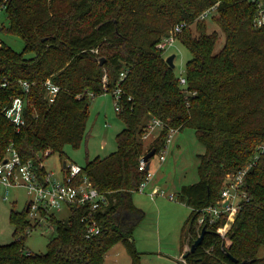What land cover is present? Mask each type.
<instances>
[{
  "label": "trees",
  "instance_id": "16d2710c",
  "mask_svg": "<svg viewBox=\"0 0 264 264\" xmlns=\"http://www.w3.org/2000/svg\"><path fill=\"white\" fill-rule=\"evenodd\" d=\"M256 2L264 8V0ZM256 2L9 0L4 10L8 28L0 29L20 37L25 46L16 54L1 43L0 83L7 82L6 99L24 97L19 81L32 86L19 131L0 115V160L10 146L24 162L47 159L45 151L48 157H63L67 145L78 148L89 117L88 94L103 95L104 86L113 99V92L122 90L117 113L125 128L116 136L117 151L87 162L78 177V182L86 177L108 199L105 210L96 213L98 236L85 237L86 206L69 207L67 220L43 212L41 218L55 228L56 236L48 242V252L34 256L24 242L27 230L38 222L31 225L25 209L12 213L16 239L0 245V264H103L117 243L124 245L131 264H139L132 230L143 213L133 195L147 176L138 170L139 161L153 148L158 153L169 128L192 129L205 148L198 156V183L182 187L175 196L191 208L183 230L190 248L198 237L196 211L219 199L226 175L242 170L264 142V30L254 26ZM182 24L186 26L176 40L191 54L185 87L157 47ZM210 24L216 26L211 32ZM27 53L32 56L25 58ZM47 79L59 87L51 104L42 86ZM156 119L166 128L145 149L142 136ZM257 162L244 177L249 202L229 232L224 237L216 232L226 217L207 227L202 245L183 257L184 264H264V154Z\"/></svg>",
  "mask_w": 264,
  "mask_h": 264
},
{
  "label": "rangeland",
  "instance_id": "374dc122",
  "mask_svg": "<svg viewBox=\"0 0 264 264\" xmlns=\"http://www.w3.org/2000/svg\"><path fill=\"white\" fill-rule=\"evenodd\" d=\"M3 27L8 28V20L5 11H0V28ZM215 27L214 24H210L208 29L211 32ZM191 29L194 36L198 35L194 26ZM1 43L16 54L23 53L25 46L20 37L0 29ZM219 49V46L216 47V52ZM172 55L174 56V73L178 77L185 76V65L191 59V54L176 40L174 45L166 49L164 53L166 58ZM31 56V53L24 55L25 58ZM88 112L86 131L80 146L73 148L67 145L63 149V157L51 154L46 159L47 171L54 173L59 179L62 177L64 162L67 165L75 164L84 168L87 162L93 161L95 158H106L117 151L116 136L124 130L125 125L118 117L113 97L109 93H105L90 98ZM158 135L159 132L155 134V139ZM141 142L144 143L145 149L150 145V141L142 139ZM165 150L167 153L164 162L159 161L158 153L151 158L149 170L153 175H151L144 191L136 192L133 195L135 205L143 211L144 215L139 223L133 226L132 238H134L136 250L144 251L141 259L144 258L149 264L163 262L158 259L159 253L165 255V258L175 264H184L183 254L189 248L186 251L187 239L183 230L185 222L191 214V208L176 200L175 196L182 187L198 183L197 168L200 162L198 156L204 154L205 148L197 140L194 131L185 128L177 130L172 135ZM170 196H174V199H171ZM3 198L4 191L0 188V245H7L16 239L14 237L15 225L11 218L12 213L20 214L25 211L29 196L25 189L19 188L11 189L7 201H3ZM49 213L54 214L58 220H67L70 215L67 208H62L61 211L52 210ZM236 216L237 214L231 222L226 218L223 225L218 227L221 230H226L224 236L231 229ZM27 219L31 225H35V222L38 221L40 223L26 237L24 242L26 250L34 256L45 254L48 252V242L56 236L55 228L45 219L36 218L34 220L26 216ZM124 248L123 244L117 243L107 253L114 254L118 252L117 250H124ZM263 253L262 250L260 257L264 256ZM125 256L129 258L126 253Z\"/></svg>",
  "mask_w": 264,
  "mask_h": 264
},
{
  "label": "built area",
  "instance_id": "2783aa9c",
  "mask_svg": "<svg viewBox=\"0 0 264 264\" xmlns=\"http://www.w3.org/2000/svg\"><path fill=\"white\" fill-rule=\"evenodd\" d=\"M250 1L256 2V0ZM8 2L9 0H0V11L6 10ZM257 6L254 26L264 30V8L261 7V4ZM208 13L207 11L201 18L204 19L207 17ZM185 26V24L177 25L170 32V35L158 44V49L165 52L166 49L171 48L176 41V36L181 34ZM124 77L125 74L121 73L120 81L124 80ZM103 81H106V77L103 78ZM179 81L181 87L186 86V78L184 76H181ZM18 84L24 97L11 96L10 99H6L5 94H3V88L7 86V82L0 83V115L12 123L16 131H19L25 125L24 114L28 105L26 96L30 93L32 86L31 83L22 80L19 81ZM42 86L45 99L49 104L53 103L57 94H59V87L53 84L51 79H47ZM103 92L104 94L108 93L105 86ZM121 94L122 90L120 88H117L113 92L117 112L120 111ZM191 94L195 95L194 93ZM94 95L93 93L88 94L90 98H94ZM80 97L81 95L78 96V98ZM146 127L142 139L152 143L155 140V134L165 129L166 124L156 119L149 122ZM176 131L177 130L174 128L168 129L165 143L158 151L160 162L165 161V154L167 153L165 149ZM48 154L49 151L43 153L46 157H48ZM263 154L264 142L257 148V152L254 154L251 161L242 170L237 173L226 175L219 200L215 204L196 211L197 216L194 227L198 235L202 227L205 226L207 228L216 226L215 224L223 217L228 218L229 222H231L242 205L249 202L248 194L243 190L244 177L249 169L258 163L257 161H259L260 156ZM143 156L139 161L138 170L141 172L146 171L147 176L139 185L138 192L141 193L144 191L151 175H153L150 173V168L148 170L146 169V163H144L142 159ZM46 164V159L24 162L21 160L17 151L10 146L7 150V155L0 160V188L4 191L3 201L8 200L11 189H25L29 196V201L26 205L28 217L34 220L36 218L43 219L41 218L43 212L49 213L52 210L61 211L62 208L69 209V207L86 206L87 213L83 218L85 222V237L91 238L96 235L98 236L101 229L95 217L97 212H103L105 210L108 205L107 197L93 188L86 177L78 182V177L82 174V168L80 166L66 164L65 173H62V177L59 179L54 173H50L46 170ZM150 196L152 197V194ZM170 198L174 199V196H170ZM39 223L40 221H38V224ZM27 232L30 233L29 230H27ZM216 232L224 237L226 230L217 228ZM182 261L184 262L183 258Z\"/></svg>",
  "mask_w": 264,
  "mask_h": 264
},
{
  "label": "water",
  "instance_id": "95a60500",
  "mask_svg": "<svg viewBox=\"0 0 264 264\" xmlns=\"http://www.w3.org/2000/svg\"><path fill=\"white\" fill-rule=\"evenodd\" d=\"M173 60H174V56H169L167 59H166V64L170 67V68H174L175 65H173ZM99 65L102 66V64L104 63V59L101 58L99 60ZM156 154V149H151L149 152H147L144 156H143V162L146 163V169L148 170L149 167H150V160L151 158ZM66 168V162L63 163V169ZM27 211V209H26ZM206 233H208V230L207 228L204 226L201 228V231H200V234L198 235L197 239L193 242V244L190 246L189 250L184 254V258L187 257L188 255L194 253L196 251V249L198 247H200L204 241V237L206 235ZM223 253L226 254L227 257H229V259L233 262V263H238V260L235 259V257H232L230 255V253L226 252L224 249H223ZM242 264H246L245 261L242 262Z\"/></svg>",
  "mask_w": 264,
  "mask_h": 264
},
{
  "label": "crops",
  "instance_id": "0c3cea01",
  "mask_svg": "<svg viewBox=\"0 0 264 264\" xmlns=\"http://www.w3.org/2000/svg\"><path fill=\"white\" fill-rule=\"evenodd\" d=\"M150 144V143H149ZM147 153V152H146ZM67 164V163H66ZM150 168V167H149ZM47 170V168H46ZM137 207V206H136ZM138 208V207H137ZM139 209V208H138ZM140 210V209H139ZM142 213L143 211L140 210ZM144 215V213H143ZM124 218L126 219V221L128 220L129 218V215L126 214L124 216ZM189 241V240H187ZM189 248V245L187 243V247H186V251L188 250ZM118 252L114 253V254H106L105 255V259H104V263L103 264H131L132 263V258L131 256L128 254L126 248H124V250H117ZM125 251V252H124ZM125 253L128 255L129 258H127L125 256ZM140 256V259H139V264H149L144 258L141 259V256L144 254V251H141V252H138ZM159 261H163V262H157L159 264H175L174 262H171L170 260H168L167 258H165V255H161V253H159ZM185 254V253H184ZM183 254V255H184ZM162 259V260H161Z\"/></svg>",
  "mask_w": 264,
  "mask_h": 264
}]
</instances>
